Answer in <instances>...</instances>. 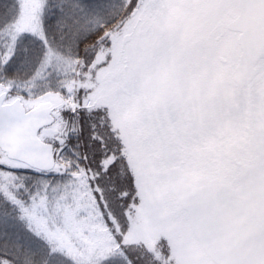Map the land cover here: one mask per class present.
Listing matches in <instances>:
<instances>
[{
  "label": "snow or ice",
  "instance_id": "1",
  "mask_svg": "<svg viewBox=\"0 0 264 264\" xmlns=\"http://www.w3.org/2000/svg\"><path fill=\"white\" fill-rule=\"evenodd\" d=\"M0 264H264V0H0Z\"/></svg>",
  "mask_w": 264,
  "mask_h": 264
}]
</instances>
